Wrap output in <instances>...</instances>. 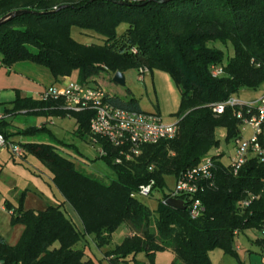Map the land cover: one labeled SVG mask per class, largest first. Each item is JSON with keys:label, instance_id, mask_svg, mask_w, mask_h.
Masks as SVG:
<instances>
[{"label": "trees", "instance_id": "1", "mask_svg": "<svg viewBox=\"0 0 264 264\" xmlns=\"http://www.w3.org/2000/svg\"><path fill=\"white\" fill-rule=\"evenodd\" d=\"M14 11L28 13L0 27L2 67L29 62L48 69L55 79L77 72L81 84L96 86L102 73L125 74L148 67L152 73L170 74L182 102L178 136L144 147L133 161L116 164L120 150L98 139L105 151L99 158L115 174L108 181L79 170L58 151L59 146L72 145L55 136L50 142L14 140L39 137L49 132L47 127L12 132V123L1 118L0 133L51 172L53 184L79 216L84 232L77 230L61 206L25 210L22 195L18 207L5 205L12 225L24 226V232L15 246L0 236V264H95L81 246L83 239L92 237L97 246L105 247L123 226L131 235L113 249L111 257L116 260L129 262L144 254L154 264L157 253L169 250L174 264H212L210 253L217 249L239 260L236 236L264 226V163L251 161L238 175L230 172L223 162L225 155H216L221 146L217 131L226 130V144L239 137L236 109L217 116L212 106L243 88L256 90L264 84V0H0V19ZM123 24L127 28L119 34ZM73 28L98 33L104 44L77 43ZM217 42L229 45L233 55L225 59L223 50L210 46ZM213 65H222L226 75L213 78ZM128 93L121 97L107 92L117 107L144 112ZM11 105L5 113L73 118L76 137L91 135V111L75 113L65 110L60 101L21 97ZM207 158L215 161V180L198 196L205 206L199 219L191 218L188 204L180 210L164 203L170 193L157 215L138 200L142 186L154 183L153 191L163 189L166 177L177 181ZM246 200L251 203L244 208ZM261 243L264 248V240Z\"/></svg>", "mask_w": 264, "mask_h": 264}, {"label": "rangeland", "instance_id": "2", "mask_svg": "<svg viewBox=\"0 0 264 264\" xmlns=\"http://www.w3.org/2000/svg\"><path fill=\"white\" fill-rule=\"evenodd\" d=\"M126 28L127 26L125 24L121 25L118 29V33L122 34ZM72 36L75 41L81 45L102 46L104 44L103 37L94 31H81L78 28H73ZM210 46L223 50L225 53V59H228L233 55V51L229 45H223L220 42H217L210 44ZM124 75L126 78L125 86L116 84L113 81L114 75L110 73H102L100 76L96 77V81L100 83L102 89L112 95L126 97L129 94L128 91H130L131 94L139 101L140 107L144 112H156L158 106H160L162 109L161 115L167 125L179 122L177 114L180 111L182 96L179 88L169 73L163 70H155L152 73L153 76L150 74L145 77L144 82L139 81L137 69L129 70ZM70 78L74 81L79 80L78 76L75 78L71 76ZM92 85L96 86V83H92ZM263 94L264 84L256 90L243 88L234 96L243 102H249L257 100ZM2 100V102H6L4 100L7 99H4L3 97ZM0 112L4 113V108L1 109ZM12 122V126L10 127L12 132L21 130L19 128L27 129L48 126L59 139L72 145L70 148L59 146L58 151L63 156L71 159L79 170H83L87 174L106 179L107 181L115 178V174L110 166L99 158L100 145L95 142L92 135L84 138L76 137L74 134V128L71 127V124H75V122L72 123L70 118H68V120H62L59 118L48 119L33 115L17 114L13 117ZM221 134V131L218 130L217 138L221 141L219 150L225 154L223 162L225 164H229L230 155H232L234 151V143L232 142L230 144H226L225 139ZM18 138H20L23 142H50L47 133L39 137ZM217 150L218 149H216V151ZM9 157L8 152L0 154V158L2 160H6ZM21 159L24 160L23 158ZM34 161L43 167L41 168L43 173L46 174L47 170L51 174V172L43 166L42 163L36 159ZM1 163L4 164L3 162ZM8 177L16 181L18 184L27 185L28 183L22 181L18 176L11 174L9 171H5L2 178L6 179ZM165 181L166 186L163 189H155L150 197H138V200L146 205L154 213V215H157V211L159 210L165 195H168L176 188V180L173 177H166ZM7 186L9 187V183ZM1 193L0 209H3L5 200L13 201L17 204L19 203L14 198L13 192L8 193L1 191ZM9 225L10 224L6 221V217H1L0 215L1 230H6ZM126 238V227L123 226L113 234L112 242L108 246H97L96 240L93 238L92 240L90 238L83 239L81 246L85 250L87 257L95 264H121L122 260L113 259L108 261L106 258L111 257L113 249L121 245ZM263 240L264 237L261 235L260 231L252 229L246 230L235 238V246L240 247V250H238V255H241L239 260L225 254L223 250L217 249L210 253L211 262L212 264H264V248L261 243ZM174 261V254L167 250L156 254L154 264H174ZM123 264H150V262L146 259L144 254H138L135 259Z\"/></svg>", "mask_w": 264, "mask_h": 264}, {"label": "built area", "instance_id": "3", "mask_svg": "<svg viewBox=\"0 0 264 264\" xmlns=\"http://www.w3.org/2000/svg\"><path fill=\"white\" fill-rule=\"evenodd\" d=\"M133 52L135 53V50ZM210 73L215 79L226 75L222 65L211 66ZM150 74L148 67L139 68V81L144 82L145 77ZM41 100L60 101L64 109L70 112H93L90 123L91 135L96 143L99 138H103L120 150V157L116 159V164H122L124 160L127 162L135 160L148 145L174 140L180 131L179 122L167 125L162 115L157 112H132L119 108L110 101L107 92L100 86L81 84L71 78L66 79L59 86L47 88L41 95ZM228 108L236 109L234 115L239 122V137L233 141L234 151L230 155L228 164L230 172L238 175L240 170L251 161L264 163V94L257 100L249 102H243L232 96L225 102L214 104L212 111L218 116L224 114ZM0 150L10 151L15 158L24 156L23 148L17 143L8 141L1 133ZM219 154H221L220 151L216 152V155ZM100 155H105L101 146ZM214 170L213 158L205 159L176 181L175 190L170 192L169 198L164 203H167L169 199L182 200L188 204L191 218L199 219L205 213V206L198 196L206 187L214 186ZM153 188L154 183L142 186L136 196L150 197ZM253 199L254 197H251V200ZM251 200L243 201L242 206L248 207ZM260 233L264 237V226ZM236 248L240 250L239 246Z\"/></svg>", "mask_w": 264, "mask_h": 264}, {"label": "crops", "instance_id": "4", "mask_svg": "<svg viewBox=\"0 0 264 264\" xmlns=\"http://www.w3.org/2000/svg\"><path fill=\"white\" fill-rule=\"evenodd\" d=\"M77 76L78 73L75 72L73 74V78ZM66 79L68 78L55 79L48 69L29 62L18 63L12 68L1 67L0 103H3L5 105L0 107V111L3 108L4 110H11L13 108V105H11V103L15 101L18 97H21L22 99L32 98L34 100H41V95L47 88L51 86H59L64 83ZM3 97L4 99H7L4 100L6 102H2ZM5 112H0V119L3 118L8 122L13 123L12 120L15 115H10ZM156 112L159 114L162 113V109L160 108V106H158ZM20 114L27 115L25 112H22ZM62 120H68V118ZM70 120L72 123L75 122V124H71V127L74 128L75 133L77 130L76 120L73 118H70ZM46 127L49 130V132L46 133L48 134L50 141H52L53 139L52 136L58 138V136L55 135L53 131L49 129L48 126ZM220 131L222 133V137L225 138L226 130L220 129ZM14 140L21 141L20 138H15ZM218 151L220 150L218 149L217 152ZM7 152L10 156L8 159L2 160L0 158V197L2 194L1 191L8 193L13 192L14 198L19 202V197L24 195L25 210L44 211L49 206H61L62 210L65 212L67 217L73 222L77 230L83 233L84 226L82 221L80 220L79 216L74 211V209L68 203L65 202L64 197L53 184V175L50 174L47 170L46 174L43 173L41 169L43 167L36 163L34 161L35 158H33L32 156L25 155L24 160H22L21 158H15L12 153L8 150H0V154ZM1 162H3L4 164H2ZM5 171H9L11 174L18 176L24 182H28L27 185L18 184L10 177L3 179L2 177ZM8 183L9 187L7 186ZM6 203L11 204L14 207H18V204L13 201H4L3 209H0V215L1 217L5 216L6 221L10 225L4 231L1 230L0 226V236L3 237L9 245L15 246L19 242L24 232V226L12 225L11 212L6 209ZM126 233L127 237L131 235V232L128 229H126ZM86 238H90L92 240V237ZM239 257H241L240 254ZM113 259V257L106 258V260L108 261ZM121 262V264L128 263L123 261Z\"/></svg>", "mask_w": 264, "mask_h": 264}, {"label": "water", "instance_id": "5", "mask_svg": "<svg viewBox=\"0 0 264 264\" xmlns=\"http://www.w3.org/2000/svg\"><path fill=\"white\" fill-rule=\"evenodd\" d=\"M26 13H28V12L27 11H14L12 13H9L8 15H6L0 19V27L8 24L9 22L14 20L15 18H17L21 15H24ZM113 81L120 86L126 85L125 75L123 73H120V72H118L114 75ZM167 204L170 207L175 208V209L183 210L186 208L184 201L179 200V199H169L167 201Z\"/></svg>", "mask_w": 264, "mask_h": 264}]
</instances>
